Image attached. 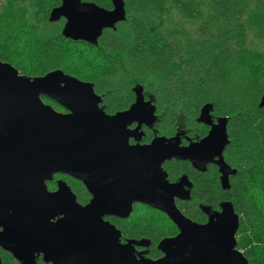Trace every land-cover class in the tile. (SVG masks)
Masks as SVG:
<instances>
[{"label":"water","instance_id":"1","mask_svg":"<svg viewBox=\"0 0 264 264\" xmlns=\"http://www.w3.org/2000/svg\"><path fill=\"white\" fill-rule=\"evenodd\" d=\"M111 3L104 8L61 0L49 20L62 17L65 38L96 45L104 29L126 18L124 0ZM132 90L129 107L109 114L90 81L59 68L29 76L0 60V248L20 264L39 259L50 264H249L236 247L239 215L232 202L223 200L213 210L204 206L207 220L196 222L175 201L190 198L191 182L186 175L171 182L163 168L173 158L198 170L212 162L221 187L229 188V176L236 172L223 158L229 118L213 116L212 104L205 103L196 120L210 129L200 140L181 145L184 132L177 131L141 144L142 125L153 128L158 115L141 84ZM42 95L67 112L45 103ZM54 173L80 180L90 200L80 204L63 179L49 190ZM135 202L165 213L178 230L159 240L162 255L155 259L146 256L149 239L122 241L120 229L105 219L127 218Z\"/></svg>","mask_w":264,"mask_h":264},{"label":"trees","instance_id":"2","mask_svg":"<svg viewBox=\"0 0 264 264\" xmlns=\"http://www.w3.org/2000/svg\"><path fill=\"white\" fill-rule=\"evenodd\" d=\"M60 1L0 0V60L29 76L59 68L80 77L64 64L66 54L72 48L92 49L106 63L90 79L103 94L106 111L127 107L132 87L141 84L154 99L160 135H172L180 119L193 129L198 126L194 134H203L196 118L201 106L211 103L214 116L229 118L224 160L236 170L229 188L221 187L216 167L200 173L187 161L172 160L164 168L170 180L184 172L194 182V202L177 205L196 222L206 221L204 206L231 201L239 215L238 249L249 264H264V104L259 106L264 98V0H124L125 20L104 29L96 45L65 38L62 17L49 20ZM84 1L112 7L111 0ZM22 44L39 59L37 68H25ZM66 180L85 203L84 185ZM47 187L54 184L47 182ZM107 219L123 238L149 239L152 258L161 255L157 242L177 232L166 214L143 204H136L126 219ZM0 256L2 264H20L1 248ZM37 264L50 263L39 259Z\"/></svg>","mask_w":264,"mask_h":264},{"label":"flooded vegetation","instance_id":"3","mask_svg":"<svg viewBox=\"0 0 264 264\" xmlns=\"http://www.w3.org/2000/svg\"><path fill=\"white\" fill-rule=\"evenodd\" d=\"M133 88V87H132ZM132 90V89H131ZM96 91V90H95ZM96 93L98 94V95H100V97H101V102H100V106H102L103 108H104V104H103V94L102 93H99V92H97L96 91ZM132 93H133V99L129 102V104H128V106L127 107H125V108H123L122 110H124V109H127L128 107H129V105L134 101V98H135V94H134V92H133V90H132ZM143 93H144V96H145V99H148V98H151L145 91H144V89H143ZM43 97H47V96H44V95H42L41 96V98L43 99ZM47 98H49V97H47ZM50 99V98H49ZM50 100H52V99H50ZM44 101V100H43ZM54 101V100H53ZM55 102V101H54ZM58 104V103H57ZM58 105H60V104H58ZM61 106V105H60ZM62 107V106H61ZM104 110L106 111V109L104 108ZM117 111H121V110H116L115 112H117ZM60 112H67V110L64 108V107H62V110L60 111ZM107 112V111H106ZM115 112H113V113H115ZM107 113H109V114H113V113H111V112H107ZM214 116V115H213ZM215 117H217V116H215ZM197 119V118H196ZM158 120H159V117L157 118V121L155 122V124H154V126H153V128H149V127H147L146 125H142V127H141V130L143 131V135H142V137H141V139H140V141H139V143H141V144H143V143H149L150 141H151V139L155 136V135H160V134H158V132H157V130H156V124H157V122H158ZM196 123L197 124H199L200 126L199 127H201V129H203L204 130V132H203V134H199V133H196V134H194V129L195 130H198V126L197 127H195L194 129L193 128H191V127H189V126H187L186 125V123L184 124L185 126H184V129L182 130V129H180V126H178L177 127V130H175V132L172 134V135H174L177 131H183L184 133L180 136L181 137V142H180V144L181 145H188L190 142H195V141H198V140H200L202 137H204L206 134H207V132H208V130L210 129V126L209 125H206V124H204V123H202V122H198L197 120H196ZM135 125H136V123H131L130 125H128V128L129 129H133L134 127H135ZM151 132L152 134H151V137H150V135H149V133L148 132ZM172 135H170V136H172ZM164 136H166V135H164ZM167 137H169V136H167ZM129 143L130 144H135L136 143V140L133 138V137H130L129 138ZM225 150V149H224ZM223 158H224V151H223ZM172 160H178V159H171V160H167V161H165L164 163H163V168H164V164L166 163V162H168V161H172ZM180 161H187L189 164H190V166L194 169V171H197V172H200V173H206L207 171H209V169L210 168H215L216 167V170H217V173H218V179H219V183H220V172H219V170H218V166L216 165V164H214V163H212V162H207L206 164H205V169L204 170H198V169H196V168H194L192 165H191V163L188 161V160H180ZM165 169V168H164ZM166 170V169H165ZM167 172V171H166ZM168 174V173H167ZM182 175H186L187 176V178L189 179V181L191 182V187L189 188V193H190V198L189 199H176L175 201H176V205H177V201L178 202H184V201H189V202H194L193 200H192V196H191V190H192V188H193V186H194V182L192 181V179L189 177V175L187 174V173H181V174H179V175H177V176H175L174 178H172V180H170L169 178V181H171V182H174V181H176V180H178L179 178H180V176H182ZM66 177H69V178H72V179H75V180H78V179H76V178H74V177H72V176H70V175H67V174H63V173H54V175H53V178L50 180V181H47V182H51V183H53L54 184V187H52L51 189H49V190H55L56 188H57V185H56V181L57 180H59V179H63L69 186H70V184L67 182V180H66ZM78 181H80V180H78ZM81 182V181H80ZM82 183V182H81ZM83 184V183H82ZM84 185V184H83ZM220 185H221V183H220ZM84 187H85V185H84ZM70 188H71V186H70ZM85 189H86V187H85ZM72 190V189H71ZM87 190V189H86ZM73 191V190H72ZM74 192V191H73ZM88 192V191H87ZM74 194H75V192H74ZM88 194H89V198L87 199V201L85 202V203H81V202H79L78 201V199H77V197H76V200L80 203V204H86L89 200H90V198H91V194L88 192ZM76 195V194H75ZM223 201V200H222ZM221 201H219L218 202V205H219V203H220ZM136 204H143V203H140V202H135L134 203V205H133V210H134V208H135V205ZM143 205H146V204H143ZM148 206V205H147ZM178 206V205H177ZM150 207V206H149ZM152 208V207H151ZM179 208V207H178ZM208 208H210V210H213V209H219V207L217 206V208H214V207H212V205L210 206H208ZM153 209H155V208H153ZM180 209V208H179ZM133 210H132V212H133ZM155 210H157V209H155ZM181 210V209H180ZM159 211V210H158ZM182 211V210H181ZM131 212V213H132ZM161 212V211H160ZM131 213H130V215H131ZM183 213V212H182ZM165 214V213H164ZM184 214V213H183ZM129 215V216H130ZM185 215V214H184ZM206 215H207V213H206ZM128 216V217H129ZM186 216V215H185ZM107 217H116V216H105V219H107ZM127 217V218H128ZM188 217V216H187ZM207 217H208V215H207ZM116 218H119V217H116ZM119 219H126V218H119ZM191 219V218H190ZM108 220V219H107ZM207 220V219H206ZM172 222V221H171ZM112 223V222H111ZM173 223V222H172ZM200 223V222H199ZM114 224V223H113ZM174 224V223H173ZM117 227V226H116ZM118 228V227H117ZM119 229V228H118ZM121 231V230H120ZM177 232H178V230H177ZM176 232V233H177ZM175 235V234H174ZM173 236V235H172ZM121 239H122V241H125V240H127V239H132V238H123L122 237V233H121ZM134 239H136V238H134ZM140 239V238H139ZM159 242V241H158ZM157 242V243H158ZM150 246V245H149ZM156 246H157V244H156ZM157 248V247H156ZM136 249L137 250H143L144 249V247H136ZM148 251H149V247H148ZM161 253V252H160ZM162 255V254H161ZM160 255V256H161ZM146 256L147 257H150V256H148V253L146 254ZM159 257V256H158ZM150 258H152V257H150ZM157 258V257H156ZM152 259H155V258H152Z\"/></svg>","mask_w":264,"mask_h":264},{"label":"rangeland","instance_id":"4","mask_svg":"<svg viewBox=\"0 0 264 264\" xmlns=\"http://www.w3.org/2000/svg\"><path fill=\"white\" fill-rule=\"evenodd\" d=\"M62 21L64 22V19H62ZM63 22H62V24H63ZM57 24H58V22H57ZM26 45L27 44H25V45L22 44V49H23V52L25 54L24 56H25V58L28 57L26 59L27 62L25 63L26 64L25 68L33 70V68H37V64H38L39 59L37 60V57H35V54L33 55V50L31 51L32 55H30V52L26 48ZM32 48H33V46H32ZM263 51H264V49H263ZM66 57L67 58H65V60H64V62H65L64 64L66 65V67L68 69L78 73V75H80V77L76 76L77 74L75 75V74H71L68 72L67 73L70 75H73V76H75L81 80H84V81L93 82L90 79H94L95 76H99L105 68L104 65H106L104 60L98 56V53L92 49L88 50L87 48H83V49L79 50L77 48H72L69 51V53L66 54ZM43 100L45 103L50 104L57 111L62 110V107L60 105H58L56 102H54L53 100H50L47 97H43ZM184 124H185L184 119H180V121L178 122V126H180V129H182V130L184 129V126H185ZM236 242H238L237 236H236ZM236 247H237V245H236Z\"/></svg>","mask_w":264,"mask_h":264}]
</instances>
